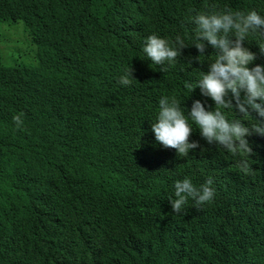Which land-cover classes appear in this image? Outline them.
I'll return each instance as SVG.
<instances>
[{
	"label": "trees",
	"instance_id": "obj_1",
	"mask_svg": "<svg viewBox=\"0 0 264 264\" xmlns=\"http://www.w3.org/2000/svg\"><path fill=\"white\" fill-rule=\"evenodd\" d=\"M159 3L169 9V0H0V25L22 21L38 50L35 67L0 64V157L7 159L14 145L11 132L17 130L25 132L32 150L22 152L7 172L0 167V249L5 256L0 264L31 260L39 245L17 205L19 187L37 204L36 197L52 177L57 176L65 194L66 183L84 164L96 161L95 156L113 159L106 147L102 105L90 104L89 96L103 102H154L155 112L148 113L150 129L161 97L174 96L184 111L199 94L198 87L192 92L186 82L195 87L208 70L209 51L200 60L198 51L179 56L166 73L142 60L146 37L130 31L131 21ZM101 8L112 13L100 31L95 20ZM260 10L264 13V7ZM131 70L132 83L121 85L120 77ZM59 80L56 99L45 101V89ZM80 85L84 87L78 93ZM21 113L24 123L18 129L13 117ZM256 120L251 119L252 125ZM189 123L190 142H199L200 131ZM252 136L249 145L260 159L256 170L241 179V193L232 179L216 174L219 210L206 202L203 211L185 221L187 227L176 226L164 237H155L158 221L182 224V216L166 208L170 183L187 177L199 187L208 177L193 158L212 156L214 147L201 141V148L179 157L157 150L151 141L140 160L126 165L127 179L99 194L86 179L76 178L80 191L73 199L82 218L68 232L63 230L59 255L70 257L88 241L114 264H151V252L175 264H264V135ZM24 175L26 180L21 179ZM47 213L48 208L40 211L41 221L49 220Z\"/></svg>",
	"mask_w": 264,
	"mask_h": 264
},
{
	"label": "clouds",
	"instance_id": "obj_2",
	"mask_svg": "<svg viewBox=\"0 0 264 264\" xmlns=\"http://www.w3.org/2000/svg\"><path fill=\"white\" fill-rule=\"evenodd\" d=\"M263 7L264 0H235L233 4L228 0H169L168 10L165 4L159 3L132 18V30H129L146 37L142 60L149 59L160 65V71L164 73L179 56L198 51L200 55L196 59L200 60L206 50L210 52L211 63L206 72L202 71L196 86L186 82L192 92L198 87L199 94L182 107L185 112L174 96L161 97L150 129L148 113L155 112L154 102L129 98L103 102L102 98L89 96L90 104L102 105L99 109L105 124L106 147L113 159L95 156L96 161L84 164L66 183L65 194L60 191L62 184L57 176L52 177L46 189L36 197L37 204L19 187L17 205L27 226L37 235L39 245L33 259L16 264H114L88 241L82 242L70 257L59 255L63 247L58 243L63 230L68 232L69 226L82 218L81 208L73 199V194L80 191L76 178L86 179L89 188L96 189V194L104 192L127 179L126 165L140 160L151 141L157 150L179 157L201 148V141L214 147L212 156L193 158L208 177L199 187L187 177L170 183V190L166 191L169 195L166 208L180 214L182 224L160 220L154 227L155 237L167 236L176 226L187 227L185 221L190 220L193 212L203 211L201 205L206 202L208 205L214 202L219 210L216 174L232 179L236 191L241 193V179L256 170L253 166L260 159L259 156L255 158L257 152L250 147L248 140L253 137V132L264 135V13L260 10ZM110 13L102 9L101 17L95 20L100 31ZM25 28L36 48L37 66L38 50ZM106 42H109V36ZM130 77H133L132 70L122 75L119 83L129 86L132 83ZM61 83L59 80L47 86L43 93L45 101L56 99ZM83 87L80 85L78 93ZM22 115L13 117L18 129L24 123ZM253 118L257 123L252 125ZM189 119L200 131L199 142H190L193 129ZM11 140L14 145L7 159L0 157V167L6 168V172L22 152L32 154L23 130H17L15 135L11 132ZM246 156H251L252 160ZM21 179L26 180L27 176ZM45 208H48L47 222L40 218V211ZM149 255L151 264L176 263L161 254L151 252ZM4 257V250L0 249V261Z\"/></svg>",
	"mask_w": 264,
	"mask_h": 264
},
{
	"label": "rangeland",
	"instance_id": "obj_3",
	"mask_svg": "<svg viewBox=\"0 0 264 264\" xmlns=\"http://www.w3.org/2000/svg\"><path fill=\"white\" fill-rule=\"evenodd\" d=\"M29 39L22 21L1 24L0 64L7 66H36V48Z\"/></svg>",
	"mask_w": 264,
	"mask_h": 264
}]
</instances>
